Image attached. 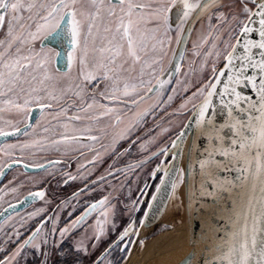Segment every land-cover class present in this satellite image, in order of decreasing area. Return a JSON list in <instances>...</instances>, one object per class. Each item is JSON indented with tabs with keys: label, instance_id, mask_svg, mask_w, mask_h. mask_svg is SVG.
<instances>
[{
	"label": "snow or ice",
	"instance_id": "6c2138e0",
	"mask_svg": "<svg viewBox=\"0 0 264 264\" xmlns=\"http://www.w3.org/2000/svg\"><path fill=\"white\" fill-rule=\"evenodd\" d=\"M49 41L56 46H46ZM146 101L151 103L141 107ZM34 111L40 113L36 124L25 119ZM160 112L147 138L137 136L146 118ZM3 113L20 118L0 115V176L19 168L40 175L28 178L35 190L23 195L25 181L16 176L0 188V252L15 244L0 264H19L29 249L42 255L40 264H49L50 246L64 255L61 241L81 228L74 253L87 256L89 244L95 250L110 232L118 233L93 264H120L110 257L135 243V213L150 182L155 190L141 226L185 182L177 160L192 131L210 145L195 162L200 195L212 201L199 206L218 239L209 264H264V0H0ZM177 119L181 124L171 138ZM121 141H129L128 147H120ZM137 144L141 159L118 166ZM106 156L112 162L95 175ZM73 161L75 174L69 170ZM154 161L141 183V173ZM233 171L231 179L220 175ZM49 177L65 185L83 182L61 202L73 209L62 227L60 213L47 211ZM97 191L100 198L72 218V200L78 204ZM37 201L42 206L24 215L16 210ZM121 204L130 217L122 230L116 223ZM41 214L24 236L21 229ZM181 264H191L190 257Z\"/></svg>",
	"mask_w": 264,
	"mask_h": 264
},
{
	"label": "flooded vegetation",
	"instance_id": "af4514ba",
	"mask_svg": "<svg viewBox=\"0 0 264 264\" xmlns=\"http://www.w3.org/2000/svg\"><path fill=\"white\" fill-rule=\"evenodd\" d=\"M225 2H227V0H225ZM46 46L54 47L53 45L52 46L46 45ZM170 55H171V53L169 54V56ZM162 115H164L163 112H161L160 114H157V116L155 118H153L152 116H148L146 118L144 127L141 130L146 131L147 129L153 128L156 123L160 122V117ZM38 117H40L39 111H34L33 115L31 117H25V119H30L31 122L33 124H35ZM132 139H135V136L132 137ZM13 141L14 140H9L8 142L11 143ZM0 142H3V138H0ZM127 144H129V142ZM127 147H128V145H127ZM129 158H131V157L129 156ZM129 158H127L126 160L124 159V160L120 161L118 166H123L124 164L130 163L134 160H139L140 157L135 156V158H132V159H129ZM156 162H158V161H154L152 165L145 167L146 172H144L142 174V176H143L142 178H145L150 167L154 166V164ZM109 163H111V162H108V164ZM69 170L73 174H75L76 163L74 161L72 163L71 169H69ZM12 173H14V174L15 173H21L22 176H25V177H28L29 175H35V176L39 175L38 170H34V169H28V170H24L23 168L14 169L13 171L6 173L5 176H0V188L3 185V183L6 181L7 177H9V175ZM103 173L104 172H96L95 175H101ZM95 175L92 177L93 179L95 178ZM20 180L25 181L24 187L21 190V195L25 194L26 191H28V190H35V188L31 184L27 183L26 179H20ZM142 182H143V180L141 181V183ZM156 182H158V178H157ZM46 183L48 185V187H47V199L50 201V203L47 205V211L49 214L53 213V212H59L60 213L59 226L62 227L70 219V217L68 216V212L73 211V209L72 208L64 209L61 205V202L71 199L72 193L77 192V190L80 188H83V182L81 180L77 179L76 181H69L68 184L65 185L62 183L60 177H56V178L50 177L46 181ZM150 183H151V187L149 189V194H148V196H146L144 198L145 202L140 205V210L135 213L136 227L139 229L138 234H134L135 243H130L128 245V248H130V251L126 250L124 252H120L118 250H114L112 257H110L114 261L118 259L120 261V264H123L125 262V259H123V258L127 257L132 249H137L141 245V241L144 243L147 240H149L150 238H152L153 236L160 233L161 231L165 230V228L162 226H155L152 229L144 230V229H141V225L139 224V220L141 218H143L144 210L147 209V202L146 201L151 198V192L155 190L154 183L153 182H150ZM92 198L99 199L100 198L99 191L92 193L91 197L86 193L83 197L80 198V201L78 204L76 203L75 200H72V203L75 205V211L73 212L72 218H74L76 215H79V213L83 210V207L86 205V203L91 202ZM135 198H136V193L134 194L133 199H135ZM122 199H124V198L122 197ZM9 202L14 203L15 201L10 199ZM42 203L43 202H41V201H37L32 207L17 205L16 210H17V212L20 213V215H24V213L26 211H31L35 207L42 206ZM6 206L7 205H5V207ZM123 211H124V207L121 204L118 208L117 216H116L117 226L121 230H122L123 226H125L130 220V217H128L126 221L123 220ZM43 215L44 214H41V217H37V218H34L33 220H30L25 225V227L23 229H21L24 236H27L29 234L30 230L36 226L39 219L42 218ZM92 219L93 218H89L88 226H87L89 236H91ZM48 227L49 228L51 227L50 223H49ZM84 231H85V229L81 228V229L74 231L73 233H70L68 236L63 238V240L61 241V244H60V250H62V251L66 250L64 255H60L58 251H53L51 249V246H50V248H49V252H50L49 264H93V261L96 260V258L100 255V253L103 251V249L107 246V244L110 243L111 240L115 239L116 236L118 235V233H111L110 232L108 234V236L104 238V240L100 243V245L95 250L91 249V245L89 244L88 247L90 249V254L85 256L82 253L76 254L73 252L75 241L83 236ZM141 236H144L143 239L141 238ZM57 239H60L58 235H57ZM0 244H3L2 233H0ZM6 247H7L8 251L7 252H0V258H2L3 255L9 254L11 251H13L15 248V244L10 243V244L6 245ZM42 259H43V257L41 254L35 253L33 250L29 249V250H27L26 255H23L19 258V264H40V261Z\"/></svg>",
	"mask_w": 264,
	"mask_h": 264
},
{
	"label": "water",
	"instance_id": "95a60500",
	"mask_svg": "<svg viewBox=\"0 0 264 264\" xmlns=\"http://www.w3.org/2000/svg\"><path fill=\"white\" fill-rule=\"evenodd\" d=\"M47 45L56 46L54 41H49ZM243 91L245 94L252 95L250 89H244ZM217 120H222V116L219 113H217ZM192 141L195 142L194 145ZM209 147L210 145L206 137L200 136L196 131L188 133L185 141L181 145L182 154L177 160L178 166L186 172L185 182L179 185L176 196L166 199L161 205L162 210L154 208L146 221V226H141V229L144 230L152 229L156 225L164 223L162 219L166 214L170 217L173 211L178 212L179 210L181 218L184 217L187 222H194L192 228L195 229L196 234L194 237L191 236L190 245L194 246L195 243H198L201 246L199 254L194 250L186 256L190 257L191 264H209L212 257L216 255L214 246L218 243V239L214 236L212 225L208 222V215L199 206L200 203L206 205L212 203L211 198L201 197L200 195L202 177L199 166L195 163L197 159L207 155L205 149ZM170 158L171 156H169ZM216 158L222 159L219 156ZM220 175L227 176L231 179L235 177L236 173L234 171L231 173L221 172ZM236 194L234 193L233 195ZM195 220H197V223H195ZM209 238L212 240L209 241ZM183 260L177 264H181Z\"/></svg>",
	"mask_w": 264,
	"mask_h": 264
},
{
	"label": "bare ground",
	"instance_id": "6f19581e",
	"mask_svg": "<svg viewBox=\"0 0 264 264\" xmlns=\"http://www.w3.org/2000/svg\"><path fill=\"white\" fill-rule=\"evenodd\" d=\"M176 213L173 211L170 217L166 214L162 219L164 223L159 224L165 230L141 243L137 249H132L123 264H177L194 250L199 254L201 246L198 243L190 245L191 236L196 234L192 228L194 222H187L184 217H175Z\"/></svg>",
	"mask_w": 264,
	"mask_h": 264
},
{
	"label": "rangeland",
	"instance_id": "374dc122",
	"mask_svg": "<svg viewBox=\"0 0 264 264\" xmlns=\"http://www.w3.org/2000/svg\"><path fill=\"white\" fill-rule=\"evenodd\" d=\"M197 27H199V25L197 26ZM170 54V53H169ZM179 102H180V100H179V98H177L176 99V101H175V104L173 105V107H175L176 105H178L179 104ZM151 103V101H146L144 104H142L141 105V107H144V106H146L147 104H150ZM169 111H171V109H169ZM161 113V112H160ZM160 113H158V114H160ZM0 115H2L3 116V118L4 119H10V120H13V121H15V120H17V119H19L20 117L16 114V113H3V114H0ZM163 116V115H162ZM167 119V117H165V120ZM105 122H107V121H105ZM36 124V123H35ZM181 124V120L180 119H177V120H175V121H173V124H172V128H173V132L172 133H170L169 135L171 136V138H173L174 137V135H175V129H176V127H177V125H180ZM136 135L137 136H141L142 138H144V139H146L147 137H146V131H144V130H139L137 133H136ZM21 139H23V137L21 138ZM165 139L167 140L168 139V137H165ZM14 142V141H13ZM129 141H121L120 142V147H127V143H128ZM12 143V142H11ZM129 156L131 157V158H129ZM135 156H138V157H140L139 159H141V153H140V151H139V147H138V144L136 145V146H133L132 148H131V150H130V152L128 153V154H126L125 156H123L122 158H121V160L120 161H122V160H126L127 158H129V159H132V158H135ZM87 158H89L90 159V154L89 155H87ZM128 159V160H129ZM82 162V161H81ZM108 162H112V160L109 158V157H105V163L103 164V165H100V166H98V169H97V171L96 172H104L105 171V169L107 168V166H108ZM144 172H146L145 171V169H144ZM144 172H142L141 173V181L144 179V178H142L143 176H142V174L144 173ZM40 175V174H39ZM13 176H16L17 178H19V179H26V180H28V178H30V177H33V176H35V175H29L28 177H25V176H22V174L21 173H12V174H10L9 175V177H7V179H6V181L3 183V185L1 186V188L2 187H4V185H6L7 184V182H8V180H10V179H12L13 178ZM36 176H38V175H36ZM9 178V179H8ZM50 178V177H49ZM48 178V179H49ZM47 179V180H48ZM140 181V182H141ZM30 184V183H29ZM136 193V188H135V185H133V192H132V198L134 197V194ZM128 190L127 189H125V191H124V193H123V198L125 199V200H127V198H128ZM11 198H9V200H10ZM176 216L175 217H180V212H179V210H178V212L175 214ZM117 216V215H116ZM129 217V215H128V213H127V209H125L124 208V211H123V220H127V218ZM156 226H159V225H156ZM156 236V235H155ZM154 236V237H155ZM153 238V237H152Z\"/></svg>",
	"mask_w": 264,
	"mask_h": 264
}]
</instances>
